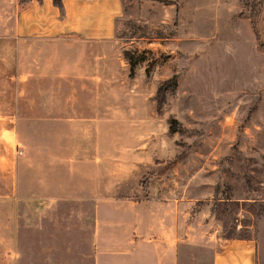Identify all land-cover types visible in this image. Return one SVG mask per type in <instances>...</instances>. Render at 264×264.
I'll return each instance as SVG.
<instances>
[{
  "label": "rangeland",
  "instance_id": "obj_1",
  "mask_svg": "<svg viewBox=\"0 0 264 264\" xmlns=\"http://www.w3.org/2000/svg\"><path fill=\"white\" fill-rule=\"evenodd\" d=\"M62 1L0 0V150L13 124L16 178L26 151L39 149L43 116L95 103L99 118L106 103L120 189L147 181L141 194L175 198L193 227L254 236L264 264V0ZM79 6L108 27L70 29ZM77 60L79 80L63 77ZM172 117L182 125L174 133ZM82 218L74 259L88 264Z\"/></svg>",
  "mask_w": 264,
  "mask_h": 264
},
{
  "label": "crops",
  "instance_id": "obj_2",
  "mask_svg": "<svg viewBox=\"0 0 264 264\" xmlns=\"http://www.w3.org/2000/svg\"><path fill=\"white\" fill-rule=\"evenodd\" d=\"M86 10L76 8L70 29L108 27L93 21L91 11L84 16ZM71 66H62L61 74L78 81L79 61ZM61 104V113L41 118L40 146L23 155L21 180L16 178L14 126L4 128L11 141L0 150V264H81L74 259L80 251L81 211L87 223L83 234L91 238L88 264H260L254 236L208 234L206 227H193L190 208L170 195H142V184L121 190L119 180H113L106 103L99 118L91 109L95 103ZM20 250L21 262L16 259ZM70 252L71 258L58 255Z\"/></svg>",
  "mask_w": 264,
  "mask_h": 264
},
{
  "label": "trees",
  "instance_id": "obj_3",
  "mask_svg": "<svg viewBox=\"0 0 264 264\" xmlns=\"http://www.w3.org/2000/svg\"><path fill=\"white\" fill-rule=\"evenodd\" d=\"M26 1H28V0H26ZM55 3L58 6H60V7L63 6V1L62 0H55ZM125 54H126L127 58H129L131 60V70L134 71L135 66H136V60L133 57L132 52L130 50H126ZM167 89L168 88L164 84L162 86H160V88H159V94H161V98L159 99V110H161V108H162V106L164 104L165 94H166ZM181 129H182V125H181L180 121L177 118L172 117L170 119V127H169L170 133H174V132H176L178 130H181ZM142 185L146 189H148V187H149L147 181L145 183H143ZM230 198H231V196H227V199H230Z\"/></svg>",
  "mask_w": 264,
  "mask_h": 264
}]
</instances>
